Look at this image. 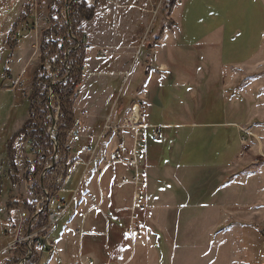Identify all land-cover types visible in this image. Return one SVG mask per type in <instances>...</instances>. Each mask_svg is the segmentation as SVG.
<instances>
[{
    "label": "crops",
    "instance_id": "0c3cea01",
    "mask_svg": "<svg viewBox=\"0 0 264 264\" xmlns=\"http://www.w3.org/2000/svg\"><path fill=\"white\" fill-rule=\"evenodd\" d=\"M129 1L128 5L120 2V14L124 20L133 16V0ZM183 2L177 0L171 16L162 22L164 26L167 21L172 22L167 24L170 31H165L162 26L161 32L153 33L150 42L145 44L147 55L141 59L143 65L139 66L136 62L137 65L130 68L134 69L133 81L130 80L132 85L126 94L133 92V96L129 97L134 101L133 106H139L141 124L147 127L144 156L141 159V166L147 174V186L140 189L143 206L135 212L126 206L116 207L114 215L130 213L129 218L125 214L116 218L113 215L116 222L107 220L103 210L111 199L119 202L120 195H116V190L130 188L133 198L134 189L131 184L119 186L121 177L131 180L132 170L121 164L108 165L109 161L121 160L131 153L132 134L123 131L105 134L97 146L94 167L92 169L90 166L92 170L87 172L88 185L77 193L73 201L77 189L70 186L75 171L88 158L82 149L86 146L94 147L97 142L95 138L80 140L77 143L78 150L70 156L75 164L69 182L63 183L62 190L53 197L51 203V210L62 211L69 207L61 218L64 225H58L51 235L52 239L57 235L59 254L56 257L38 256L34 264H264V230L259 225L264 217L250 221L245 212L249 205L243 203V197L234 198L232 195V191H238L239 188L238 182L234 183L233 180L245 176L240 172L229 175L234 166L243 161L240 160V127H246L254 117L260 116L258 112L257 116L254 113L251 115L250 109L256 108L255 98H252L253 95L250 98L247 96L254 93V88H257V99L264 96V82L260 85L255 80L258 75L254 74L256 62L264 49V2L189 0V6L186 3L183 5ZM196 2L202 6V11L192 9ZM156 7L155 0H149L138 10L153 14ZM189 12L195 16L196 28L205 27L203 22L217 21L221 23L219 29L223 33L216 29L206 35L199 32L194 42L185 41L187 33L179 19ZM149 21L143 23L144 28ZM236 22L244 26L236 27ZM260 26L263 30L258 34L256 31H260ZM228 30H236V33L228 38ZM140 38L133 42L131 30L123 31L118 36L121 43V47L116 46L120 51L118 55L124 57V63L127 62L124 65L125 72L121 75L116 73V82H122L119 92L113 88L114 85L111 87L105 80H101L102 74L96 73L100 63L90 73L87 58L90 54L93 58L98 46L92 48L89 44L91 50L87 51L85 64L91 79L88 83L83 80L78 89L80 92L85 89L87 93V110L84 111L90 120L87 123L81 117V125L93 127L96 136L101 134L106 124L112 127L123 124L124 113L127 114L129 108L125 102H120V95L121 91L125 93L124 75L131 63L125 61V56H133L143 46L147 38L139 45ZM238 42L243 47L237 49ZM104 60L108 58L100 59ZM96 61L93 58V63ZM146 63L151 68L144 72L143 66ZM27 64L28 61L24 68ZM242 85L249 88L251 93L249 89L242 91ZM93 87L101 89L99 95L93 91ZM76 103L75 116L77 113L79 115ZM223 106L229 112H224ZM219 112L225 117L228 114L234 120H239V124L209 122ZM154 127H158V140H153ZM209 128H213L214 137L222 143V152L227 150L230 143L235 148L230 159L220 165H211L216 186L206 197L213 201L206 202L204 196L197 198L191 191L196 180L191 172L196 171H186L184 168L190 169V166L176 163L174 156L182 155L183 148L201 141L204 135L199 133ZM219 131H229V137L219 136ZM85 141L86 144H83ZM88 142L94 143L91 146ZM164 148L169 150L167 156L163 154ZM170 182L176 183L179 188L171 190L166 185ZM219 188L222 189L218 191ZM69 195H72L70 200ZM75 203V209L72 210ZM125 208L129 211H124ZM145 211L146 223L141 214ZM150 211L157 220L148 214ZM257 211H260L259 208ZM244 214L247 218L241 220ZM202 217H210L207 224L204 219L202 221ZM133 228L139 233L134 242L129 234Z\"/></svg>",
    "mask_w": 264,
    "mask_h": 264
},
{
    "label": "rangeland",
    "instance_id": "374dc122",
    "mask_svg": "<svg viewBox=\"0 0 264 264\" xmlns=\"http://www.w3.org/2000/svg\"><path fill=\"white\" fill-rule=\"evenodd\" d=\"M123 2V5L130 4L129 0H89L90 4L93 5L94 2L98 5V17L97 20L86 24L83 26L84 32L87 34L85 44L88 47L90 52L91 48H95L98 46L97 50L93 53V58L97 60L93 63L92 55L87 58V66L90 69V73L93 72L95 65L100 63L99 67L96 70V73L102 74L101 80H105L109 86H113L116 92H119V88L122 85V82H116L115 77L121 75V73L125 72V68L127 62L124 63V57H120L119 50L116 49V46L121 47V43H119L118 36L123 31H132L133 32V42L140 38L139 45L141 42L145 40L143 46L133 54V56H125V61H130V67L125 76L123 91L125 89V93L121 91V99L120 102H125L127 105L128 111L127 114L124 113V118L121 123L128 124L130 123V117L133 109V99L130 97L133 96V92L128 93V90L131 88L133 81V72L134 67L139 64V66L143 65L142 58L147 55L145 52V44L152 39L153 33H160L161 27L164 26L162 22L167 18V16H171V14H166V9L169 5V0H165V4L163 8L160 10L163 0L160 1V4L154 10V13H141L138 8L143 5L144 2H149V0H133V16L130 18H124L120 14L122 10L120 8V2ZM264 2V0H261ZM157 3L158 0H155ZM50 0H0V264H8L14 256V253L17 251L19 245L26 243L25 239L28 235L25 234L26 224L30 220V213L24 207H16L15 210L8 211L7 205L11 202L22 204H36L38 198V191L42 189V185L40 184L38 179L28 180L27 173L31 171V165L34 161L35 157L34 152L31 151L29 145L26 141L21 138L20 140H16V147L14 151H9L8 144L13 140L15 135L21 130L26 121L29 119V97L31 96V84L28 79L29 76H32L36 69L40 64V39L42 33L48 28V7ZM186 3V6H189V0H184L183 5ZM177 4V0L175 5ZM195 5V7H194ZM199 9L202 11L203 8L199 5V2L193 4L192 9ZM35 13V20L32 24L33 18L31 17V13ZM194 15L190 12L183 14L179 20L181 24L185 27L187 38L185 41L194 42L196 40V36L201 32L203 35L209 34L213 32L215 29L217 32L223 33L222 29H219L221 23L220 22H203L205 27L196 28V24L194 23ZM149 21L147 26H143V23ZM125 22V25H124ZM172 23V22H171ZM167 21V24H171ZM167 24L164 26L165 31H170L168 29ZM29 26V28L26 27ZM236 27L242 28L244 25L241 22L235 23ZM261 28V26L259 27ZM262 28L260 31H256L258 34L262 32ZM232 33H236V30H228L226 35L230 38ZM142 35V36H141ZM18 42V48L15 51H10V46L12 43ZM124 41V40H122ZM117 42V44H116ZM243 47V45L238 42L236 44V48L239 49ZM144 50V51H143ZM105 53V55L102 54ZM92 53V52H91ZM105 56V57H104ZM248 56V55H247ZM108 58L107 61H100V59ZM28 61L27 66L24 68V65ZM137 62V63H136ZM257 66L255 68L256 76L255 80L259 81L262 85L264 82V49L259 59L257 60ZM86 64L83 67L84 73V81L88 83L91 79L90 74H88V69L85 72ZM147 66H150L149 63H146L143 66L144 72L147 71ZM133 67L131 70L130 68ZM6 69L10 70L9 78L5 79L2 77L4 71ZM24 69V70H23ZM27 71V79L24 83V86L18 87L17 83L22 78V76ZM132 73V77H131ZM130 80H132L130 82ZM116 82V83H115ZM115 83V84H114ZM264 84V83H263ZM246 86H241L240 89L245 91ZM77 90L76 96L74 98L77 106V110L79 115L76 114V119L81 120V124H83L82 118L90 123L89 118L87 119V110L85 108L86 105V95L85 89H82L81 92ZM99 87H93V91L99 95L100 92ZM264 92V87L262 88ZM130 92V90H129ZM251 93V90H248ZM257 92V88H254V93L249 94L247 97L255 98V109H250L251 115L253 113L257 116V112L260 114L258 117H254L251 120L250 124L246 127L241 126L240 128L245 129L247 134H245L246 138L243 141L244 133H242L241 137V147L242 152L240 155L239 165L234 166L233 172L229 175H235L243 173L245 177L238 178L234 177V183L238 182L239 188L238 191H232V195L234 198L243 197L244 204H248L249 208L245 210L248 213L250 221L253 218L262 219L264 217V96L262 99H257L255 96ZM130 95V97H129ZM80 97V98H79ZM258 106V107H257ZM89 110V109H88ZM76 111V110H75ZM224 112H229L225 106H223ZM125 115H127L125 117ZM82 117V118H81ZM236 119V118H235ZM239 120H234L233 117L227 116L225 117L222 112L217 113L213 118L210 119L209 122L213 123H222L226 122L229 124L237 123ZM57 118L55 119L54 125L56 126ZM86 123V124H87ZM121 124L119 127L123 126ZM108 125V124H107ZM106 125V126H107ZM84 127L85 124L83 125ZM105 126V127H106ZM103 128L101 134L98 135L99 142L102 141L103 137L106 133L112 132L111 130ZM87 128L93 127L88 126ZM213 128H209L208 130H202L201 133L204 135L202 140L201 136L199 139L201 141L194 142L193 144L183 148L182 155L174 156V161L176 163H185L189 165L190 169H186V171H196L191 172V175L196 179L194 185H192L191 191L196 197L204 196L205 201L208 202L206 197L209 196V192L214 191V187L216 186V182L214 181V172L212 170L211 165L224 163L227 159H230L234 153V144L230 143L227 146V150L224 152L221 151L222 143L214 137ZM231 130V128L229 127ZM146 130V129H145ZM123 132H127L124 130H120ZM219 136L229 137V131H219ZM93 137V136H92ZM90 137L89 139H94ZM84 140V139H83ZM93 141V140H92ZM80 142V141H79ZM90 143V144H89ZM94 142H88V145H93ZM86 144V141L85 143ZM133 144V137H132ZM83 146V145H82ZM238 147V145H237ZM236 147V148H237ZM79 148V145H78ZM96 151L93 152L92 155L85 154L86 164L83 166H79L74 174V180L71 184L72 189H77L76 194L74 195L73 201L76 199L77 193L84 189L85 186L88 185L89 178L87 177V172L93 169L94 161L96 160ZM78 150V149H77ZM132 148L130 155L122 158L125 162L130 161L132 157ZM163 154L167 156L169 154V150L164 148ZM71 156V155H70ZM91 162L93 163L91 165ZM116 161H109L108 165L116 164ZM126 166L125 164H121ZM92 166V169L90 168ZM109 167V166H108ZM111 167V166H110ZM195 168V169H193ZM208 168V169H207ZM201 173V174H199ZM60 180V179H59ZM162 183V182H161ZM66 184V183H64ZM132 185V184H131ZM160 185V184H159ZM171 190H177L179 187L176 183H168L166 184ZM248 185V187H246ZM134 193L132 198V190L130 188L124 190H116V195H120L119 202L111 199L110 203L106 205L103 209L105 211V215L107 220H116L114 219V209L116 207L124 206L128 207L129 210H132L134 203V197L136 193V188L134 185ZM162 186V185H161ZM245 186V187H243ZM222 188H219L221 190ZM36 194V196H35ZM72 195H69V200ZM203 198V197H202ZM39 200V199H38ZM213 201V200H210ZM10 203V204H11ZM52 203V201H51ZM50 203V204H51ZM54 204V203H53ZM76 203L72 207V210L75 209ZM69 207L61 210H53L61 213V218L67 213ZM128 208L124 209V211H129ZM259 208V212L257 211ZM146 209V207H145ZM140 211L137 213L139 214ZM126 215L129 218L128 213H121L119 215H114L116 217H122ZM143 214L142 220L145 222L144 216L147 215V211ZM152 217H157L151 211L148 212ZM57 220L58 223L55 227L63 226L64 221ZM210 217L207 219L202 217V221L207 224ZM247 218V215L244 214L240 219L243 220ZM61 220V221H60ZM146 223V222H145ZM117 224V223H114ZM259 225L264 230V221L260 220ZM120 226V225H116ZM55 230V228H54ZM52 230L50 232V239L53 240L56 244L58 242L57 235L51 238ZM131 229L129 230V232ZM134 232V231H133ZM264 233V232H263ZM139 235V234H138ZM138 238V236H137ZM136 238V239H137ZM134 242V241H133ZM18 243V244H17ZM28 245V243H26ZM16 246V247H14ZM57 246V245H56ZM16 248V249H15ZM57 253L59 254V249L57 247ZM38 256H45V254H39ZM55 255L54 257H56ZM90 262V261H89ZM88 263V262H87Z\"/></svg>",
    "mask_w": 264,
    "mask_h": 264
},
{
    "label": "trees",
    "instance_id": "16d2710c",
    "mask_svg": "<svg viewBox=\"0 0 264 264\" xmlns=\"http://www.w3.org/2000/svg\"><path fill=\"white\" fill-rule=\"evenodd\" d=\"M50 0L48 7V28L40 39V64L32 76L31 96L29 97V119L21 130L8 144L9 151H14L15 141L23 138L36 157L31 165L34 179H38L44 189L49 191L51 198L57 195L63 187L64 179L70 175L74 161L67 153L68 134L75 128V96L78 87L83 81V67L88 51L85 44L86 34L82 27L93 22L98 17L97 3L91 5L89 0ZM161 0H158L157 5ZM163 0L160 10L165 4ZM176 0H169L166 14H171ZM165 7V6H164ZM163 35V33H162ZM161 35V37H162ZM18 48V42L12 43L10 51ZM10 70L6 69L2 75L9 78ZM27 71L17 84L24 86ZM57 118L56 131L49 130L54 126ZM57 147V151L55 148ZM55 158V165L53 161ZM46 175L42 178V174ZM62 182H59V179ZM38 201L44 202L42 212L37 216L36 204L7 205L8 211L16 207H24L30 213V220L26 224L25 234H34L48 224L51 204L45 202L47 196L40 189L37 193ZM38 255H30L26 243L18 246L13 259L8 264H34Z\"/></svg>",
    "mask_w": 264,
    "mask_h": 264
},
{
    "label": "built area",
    "instance_id": "2783aa9c",
    "mask_svg": "<svg viewBox=\"0 0 264 264\" xmlns=\"http://www.w3.org/2000/svg\"><path fill=\"white\" fill-rule=\"evenodd\" d=\"M31 17L33 18L32 20V24L34 23L33 21L35 20V13L32 10L31 13ZM27 28H29L28 25H26ZM103 55H105L104 52H102ZM151 68V66H147V71H149ZM136 109H138L137 111V119H134V115L136 113ZM130 123L128 124H123V126L120 128L118 127H112L107 125L105 127V129L111 130L112 132H119L120 130H124L127 132H130L132 134L133 137V144H132V157L130 159V161L125 162L124 160H117L115 163L116 164H125L127 167H129L132 170V178L131 180H128L124 177L120 178V183L119 186H125L127 184H132L135 186L136 188V193H135V197H134V203H133V207L131 208L132 212L137 211L138 209H141V207L144 204V199H143V195L140 192V189L142 187H146L147 183H146V177L147 174L145 172V170L142 168L141 166V159L144 156V142H145V129H147V127L142 126L141 124V112H140V108L138 105L133 106L132 109V113H131V117H130ZM241 132L244 133V137H243V141L245 140L246 136L245 134H247V130L240 128ZM52 131H56V126L54 125L49 132L51 133ZM248 135V134H247ZM93 136V137H92ZM90 137L97 139V142L95 144L94 147H90V146H86L82 149V153L83 154H88V155H92L94 151H96L95 148H97V146L99 145V139L98 136H96L94 134V131L92 128H87L81 125V120H78L75 118V128L73 129L72 132H70L68 134V144H67V153L69 155H72L77 149V143L82 140V139H89ZM159 139V132H158V127H154V134H153V140H158ZM34 156H36V152H34ZM53 168V167H52ZM46 175V172H44L42 174V178ZM27 178L28 180H33L34 176L32 172H28L27 173ZM70 177L67 176L64 179V183H68L69 182ZM62 182V179L60 178L59 182ZM42 190L45 192L47 198L45 200V202L47 203H51L52 198L49 194V191L47 189H44L42 187ZM36 196V194H35ZM37 197V196H36ZM37 206L35 208V213H36V217L34 219L37 218V216L42 212V207L44 202H39L38 198H37ZM63 212H58V211H53L51 210L49 213V218H48V224L46 225L45 228H43L42 230H40L37 233L34 234H29L25 241L26 243H28V247H29V252L30 255L33 254V252H35L37 255L39 254H45L47 256L50 257H54L55 255H57V244L50 239V232L52 230H54V228H56L55 226L58 224L56 222H58L57 220H59L62 216ZM134 231V232H133ZM130 234V238L132 241H135L137 236H138V232L137 230H135L133 228V230L131 229V231L129 232ZM18 244V243H17ZM16 247V246H14ZM16 249V248H15ZM26 260H23L20 264H25Z\"/></svg>",
    "mask_w": 264,
    "mask_h": 264
},
{
    "label": "water",
    "instance_id": "95a60500",
    "mask_svg": "<svg viewBox=\"0 0 264 264\" xmlns=\"http://www.w3.org/2000/svg\"><path fill=\"white\" fill-rule=\"evenodd\" d=\"M66 3H67V6H68V10H69L68 0L66 1ZM55 151H57V147L55 148ZM54 165H55V158H54L53 166L52 167H54Z\"/></svg>",
    "mask_w": 264,
    "mask_h": 264
},
{
    "label": "bare ground",
    "instance_id": "6f19581e",
    "mask_svg": "<svg viewBox=\"0 0 264 264\" xmlns=\"http://www.w3.org/2000/svg\"><path fill=\"white\" fill-rule=\"evenodd\" d=\"M87 71V67H85V72ZM137 111H138V109H136V113H135V115H134V119H137Z\"/></svg>",
    "mask_w": 264,
    "mask_h": 264
}]
</instances>
